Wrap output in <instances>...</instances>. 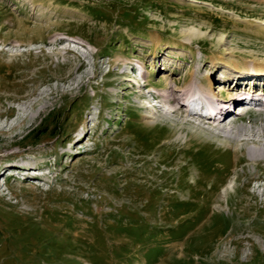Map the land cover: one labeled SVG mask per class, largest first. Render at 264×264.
Masks as SVG:
<instances>
[{
    "label": "rangeland",
    "instance_id": "374dc122",
    "mask_svg": "<svg viewBox=\"0 0 264 264\" xmlns=\"http://www.w3.org/2000/svg\"><path fill=\"white\" fill-rule=\"evenodd\" d=\"M34 1L0 0V264H264V158L235 138L263 146L262 109L227 136L162 104L245 89L226 63L264 60V0Z\"/></svg>",
    "mask_w": 264,
    "mask_h": 264
},
{
    "label": "bare ground",
    "instance_id": "6f19581e",
    "mask_svg": "<svg viewBox=\"0 0 264 264\" xmlns=\"http://www.w3.org/2000/svg\"><path fill=\"white\" fill-rule=\"evenodd\" d=\"M31 1L35 3L34 0H31ZM263 25L264 23L258 24L260 28H264ZM184 34L187 35V38L189 40H191L192 38L201 37L204 34V32L198 28L193 27L190 30H186ZM216 64L217 63L214 61L213 66H216ZM226 70H229V71L233 70V72H235L234 74L235 76L238 77L239 80L235 81L234 84L244 83L245 84L244 90L236 91V89L229 87L231 88L230 90L231 93H228L227 91L228 98L220 100L218 96L216 95V93L214 92V88L216 87L218 83H216V79L213 75L205 77V79H203L204 83H202L201 86L199 85L197 86L194 84L195 80L193 76V77H190V80H189V83L191 84L187 85L186 88H178L177 82H176L177 88L166 87L165 88L166 94L163 96L164 99H163L162 104L166 107L177 104L180 107L175 110L174 109L170 110L171 114H175L176 112H178L179 110L183 108L185 112L189 114L190 116H193V115L205 116L206 119H209V121L214 122L217 125V127L227 136L228 134L229 135L233 134V132L235 131L234 129H236L235 124L233 126L232 124L229 125L228 121L233 116L236 117V110L238 108L240 110L243 109V112L240 111L241 113H245V110L247 107H258L262 109L259 112L264 113L263 111L264 110V88L263 86H261L262 84L259 83V81L261 80L257 78V77H262L260 79H264V60H258V61L254 60L251 63L247 62L245 65H240L236 62L230 63V61H228L226 63ZM222 80H223L222 81V84H223L224 80H227V79H222ZM225 86H226L225 84L220 85L219 92L224 93V91H226ZM262 88L263 90H261ZM195 91H198V92L195 94V97L192 99L190 104L196 103V105H199L200 108L203 109L204 106H206V103L209 102L211 104V108H208V104L206 106L208 114H204L203 112H198V110L188 108L186 103L184 102V97L188 96L189 94ZM244 91H246L245 94H242L244 93ZM181 94H183L182 97L179 96ZM154 98L155 100L158 99L157 97H154ZM148 118L150 119L151 117H148ZM236 135L237 136L235 138H238V136L241 135L242 137H245V140H249L252 142L253 145L250 148H248V153L253 159L264 158V144L263 146H261L260 144L256 143L255 138L257 135L255 136L252 133L250 135L248 133H245L244 130L242 129H239ZM260 138H261V141L262 139L264 140V132L261 133Z\"/></svg>",
    "mask_w": 264,
    "mask_h": 264
}]
</instances>
